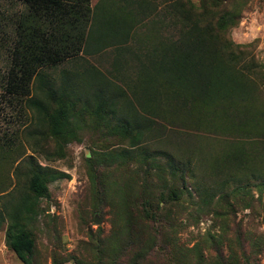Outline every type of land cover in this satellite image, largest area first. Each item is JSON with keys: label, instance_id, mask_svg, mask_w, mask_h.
I'll return each mask as SVG.
<instances>
[{"label": "trees", "instance_id": "16d2710c", "mask_svg": "<svg viewBox=\"0 0 264 264\" xmlns=\"http://www.w3.org/2000/svg\"><path fill=\"white\" fill-rule=\"evenodd\" d=\"M20 1L24 8L15 19L11 64L3 91L21 98L35 114L36 129L29 133L39 135L42 142H54L51 156L62 155L61 145L75 137L84 125L85 113L93 128L98 129L101 123L104 134L127 140L129 146L148 137L150 117L224 138L221 146L217 143V148H204L202 162L209 169L204 177H210L209 183L194 179L188 157L189 162L175 165L168 154V171L180 184H163L155 193L146 176L148 154L138 152L137 159L146 166L137 196L131 206L124 198L112 203L123 211L121 232L109 237H101L100 229L95 237L88 233L93 262L77 264H122L123 253L130 254L126 264H140L153 248L151 240L156 231L148 230L151 238H147L132 218L153 220L159 203L179 201L181 189L191 198L186 179L193 180L192 189L199 200L212 201L216 196L214 202L223 205L213 210L225 220L223 235L228 228L226 216L233 207L229 197L249 183L234 184L236 174H248L253 179L251 185L264 193V93L260 82L264 62L246 60L242 45L226 37L247 0H198L197 5L191 0H113L118 12L110 13L113 19L106 31L94 34V13L87 7L88 0ZM80 48L83 53L90 48L111 49L110 69L103 72L91 64L74 71L60 68L55 85V76L48 71L74 57ZM101 151L90 150L86 158L87 168L94 173L100 165L126 167L135 157V151L126 147ZM11 153L12 149L0 144L3 242L23 264H33L31 228L43 211L39 202L48 196L47 184L65 177V173L41 166L32 155H26L13 165L15 181L8 189L7 173L15 161ZM136 168L135 173L141 166ZM104 170L94 175L96 180L104 176ZM130 182L136 185L134 176L110 183L112 197ZM229 184L235 186L226 190ZM108 196L101 184L96 200L107 204ZM204 239L215 264H250L238 233L232 238L208 233ZM223 246L229 251L227 255Z\"/></svg>", "mask_w": 264, "mask_h": 264}, {"label": "rangeland", "instance_id": "374dc122", "mask_svg": "<svg viewBox=\"0 0 264 264\" xmlns=\"http://www.w3.org/2000/svg\"><path fill=\"white\" fill-rule=\"evenodd\" d=\"M191 2L198 4V0ZM23 8L20 0H0V144L6 149H12V158L15 159L7 173L10 183L8 189L15 181L11 171L13 165L26 155H32L41 166L65 173V177L47 184L48 196L41 198L39 202L43 211L37 215L31 228L35 243L33 264L93 262L91 248L93 243L88 233L95 237L100 229L101 237H109L121 232L123 211L112 206V203H120L124 198L131 206L132 200L137 196L138 183L146 166L137 159L138 152L148 154L145 162L148 164L146 176H149L150 187L155 193L163 188V184H180V181L168 171L166 163L168 154L173 157L175 165L185 163L188 161L185 157H188L191 160L188 162L194 179L209 183L210 177H204L205 172H209L208 164L202 162L204 148L209 146L217 148V143L224 138L210 132L181 128L179 124L169 125L160 119L150 117L152 122L149 123L151 130L148 137L140 142L141 144L129 146L127 140L120 141L116 137L104 134L101 123H98V129L93 128L89 123L90 116L85 113L82 115L85 119L84 125L80 126L72 140L61 145L62 155L51 156L54 142L52 140L42 142L39 135L29 133L30 130L36 129L35 114L24 105L21 98H12L3 91L6 72L11 64L15 19ZM226 37L233 43L242 45L240 49L245 52L246 60H252L256 64L263 63L264 0H247L241 9L237 24L228 30ZM105 58L108 59V65ZM109 58V54H101L90 58V62L106 72L110 69ZM70 67L71 62H63L53 70L54 72L48 71L55 76V85L58 82V69L72 71ZM260 77L264 93L263 69ZM79 105L80 102L77 107ZM121 147H126L131 152L135 151L134 160L126 167L124 165L117 167L116 163H111L106 168L100 165L94 168L95 173L94 170L90 171L87 168L86 158L90 156V150L109 153ZM137 166H141V169L135 173ZM102 169H105L104 176L101 174L96 180L94 175L96 176ZM236 175L234 184L249 183L237 189L233 197H229L233 207L230 211L232 213L226 216L228 228L224 235L232 238L238 233L245 252L250 255V264H264V193L251 185L253 179L248 174ZM132 176L137 181L136 185L130 182L128 187L122 186L120 190L124 189L112 197L114 194L110 190L112 187L110 183H119V179L120 182L128 181ZM101 184L105 185L109 195L107 204L96 200V190ZM185 184L191 198L181 189L179 201L159 203L160 209L153 220L132 218V222L142 229L147 238H151L148 230L156 231L154 239L151 240L153 248L140 264H215L212 250L206 248L208 242L204 236L209 233L224 237L221 227L225 220L221 221L213 214V210H218L221 203L214 202L216 196L212 201L207 198L199 200L192 189L193 180L186 179ZM233 186L235 185H227L226 190ZM4 227V224L0 226V264H23L4 245ZM222 242L225 240L222 239ZM223 251L225 255L229 253L224 246ZM129 258L130 254L123 253L120 261L126 264Z\"/></svg>", "mask_w": 264, "mask_h": 264}, {"label": "crops", "instance_id": "0c3cea01", "mask_svg": "<svg viewBox=\"0 0 264 264\" xmlns=\"http://www.w3.org/2000/svg\"><path fill=\"white\" fill-rule=\"evenodd\" d=\"M112 3V4H110ZM87 7L90 9V12L94 13V22H93V34L95 31L98 33L100 31H106V27L110 24L113 17L110 16V13L113 11L118 12L115 8L113 0H88ZM118 8V7H117ZM109 17V20H107ZM112 53L111 49L103 48L101 50H97L96 48H90L86 53H83L81 48L78 51H75L74 57L64 61L71 62V67L69 69L80 70L85 68L87 64L93 65L95 68L100 69V66H96L90 62V58L97 55L109 54L110 55V63L112 61ZM106 59V58H105ZM108 59H106V64ZM63 63V62H62ZM110 65V64H109Z\"/></svg>", "mask_w": 264, "mask_h": 264}]
</instances>
